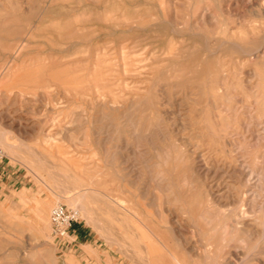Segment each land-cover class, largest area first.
<instances>
[{"label":"rangeland","instance_id":"obj_1","mask_svg":"<svg viewBox=\"0 0 264 264\" xmlns=\"http://www.w3.org/2000/svg\"><path fill=\"white\" fill-rule=\"evenodd\" d=\"M0 139V264H264V0H0Z\"/></svg>","mask_w":264,"mask_h":264},{"label":"built area","instance_id":"obj_2","mask_svg":"<svg viewBox=\"0 0 264 264\" xmlns=\"http://www.w3.org/2000/svg\"><path fill=\"white\" fill-rule=\"evenodd\" d=\"M5 158L4 151L0 148V162ZM51 233L59 239H68L72 236V226L80 219L79 211L58 203L50 210Z\"/></svg>","mask_w":264,"mask_h":264},{"label":"crops","instance_id":"obj_3","mask_svg":"<svg viewBox=\"0 0 264 264\" xmlns=\"http://www.w3.org/2000/svg\"><path fill=\"white\" fill-rule=\"evenodd\" d=\"M4 177H0V182L5 185V188L18 187L24 181L21 180L19 173L14 172L13 170H8L3 172ZM21 182V183H20ZM1 184V185H2ZM90 232L85 228L84 225H79L78 223L73 224L72 226V237L76 239V246L86 247L91 246L92 241L89 239Z\"/></svg>","mask_w":264,"mask_h":264},{"label":"bare ground","instance_id":"obj_4","mask_svg":"<svg viewBox=\"0 0 264 264\" xmlns=\"http://www.w3.org/2000/svg\"><path fill=\"white\" fill-rule=\"evenodd\" d=\"M107 3V2H106ZM110 4V3H109ZM87 7V6H86ZM85 7V8H86ZM101 7V6H100ZM105 7V6H104ZM73 10V9H72ZM74 11H75V9H74ZM78 11V10H77ZM82 12V11H81ZM109 15V14H108ZM81 16H83V15H81ZM84 18H85V16H83ZM81 18V17H80ZM69 19H71V17L69 18ZM49 21V20H48ZM162 21V20H161ZM47 24V23H46ZM13 25V24H12ZM23 25V24H22ZM46 26V25H45ZM136 27V26H135ZM174 27V26H173ZM173 27H172V29H173ZM131 28H132V26H131ZM176 28V27H175ZM19 29V28H18ZM172 32V31H171ZM174 33H175V31H173ZM172 32V33H173ZM177 32V31H176ZM18 33V32H17ZM21 34V33H20ZM178 34V33H177ZM17 35H19V34H17ZM241 37H243V36H241ZM246 38V37H245ZM261 38V37H260ZM222 39V38H221ZM250 39V38H249ZM258 38L256 37V40H257ZM204 40V39H203ZM253 40V39H252ZM219 42V41H218ZM218 42H216V43H218ZM216 43H215V45H216ZM244 43H246V42H244ZM11 44V43H10ZM211 44V43H210ZM219 44V43H218ZM221 44V43H220ZM238 44V43H237ZM208 46V45H207ZM23 47V46H22ZM239 47H240V45H239ZM208 48V47H207ZM103 50V49H102ZM131 50V49H130ZM159 50H161V48H159ZM16 52V51H15ZM218 52V51H217ZM222 54V53H221ZM12 55V54H11ZM105 57V56H104ZM218 59V58H217ZM237 59V58H236ZM248 72V71H247ZM252 73V72H251ZM253 74V73H252ZM186 81V80H185ZM221 86V85H220ZM200 109V108H199ZM0 143H3V141L0 139ZM105 194V193H104ZM81 195V194H80ZM70 197V196H69ZM107 198H108V196H107ZM110 199V198H109ZM110 201V200H109ZM117 201V200H116ZM120 205H122V203H123V201L122 200H120ZM203 203V202H202ZM205 203V202H204ZM204 203H203V205H204ZM126 204V203H125ZM127 205V204H126ZM202 205V204H201ZM123 206V205H122ZM206 207V206H205ZM239 211V210H238ZM220 223V222H219ZM230 223V222H229ZM232 223V222H231ZM218 224V223H217ZM226 224V223H225ZM228 224V223H227ZM214 225V224H213ZM222 225V224H221ZM232 225V224H231ZM218 226H219V224H218ZM225 225L223 224V228H225L224 227ZM200 228V227H199ZM214 228V227H213ZM216 228H219V227H216ZM226 228H227V225H226ZM157 232V231H156ZM162 243V242H161ZM146 247V246H145ZM137 251V250H136ZM145 252H146V250H145ZM148 257V256H147ZM182 258V257H181ZM148 259H149V257H148ZM177 262V261H176ZM175 263V262H174ZM150 264V263H149Z\"/></svg>","mask_w":264,"mask_h":264}]
</instances>
